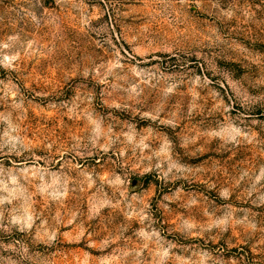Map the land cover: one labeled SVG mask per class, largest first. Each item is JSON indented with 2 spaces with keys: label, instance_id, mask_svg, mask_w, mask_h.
Here are the masks:
<instances>
[{
  "label": "rangeland",
  "instance_id": "374dc122",
  "mask_svg": "<svg viewBox=\"0 0 264 264\" xmlns=\"http://www.w3.org/2000/svg\"><path fill=\"white\" fill-rule=\"evenodd\" d=\"M0 264H264V0H0Z\"/></svg>",
  "mask_w": 264,
  "mask_h": 264
}]
</instances>
